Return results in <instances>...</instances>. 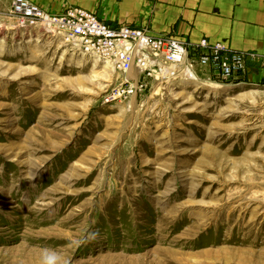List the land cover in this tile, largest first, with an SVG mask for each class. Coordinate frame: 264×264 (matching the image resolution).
Returning a JSON list of instances; mask_svg holds the SVG:
<instances>
[{
	"label": "rangeland",
	"instance_id": "obj_1",
	"mask_svg": "<svg viewBox=\"0 0 264 264\" xmlns=\"http://www.w3.org/2000/svg\"><path fill=\"white\" fill-rule=\"evenodd\" d=\"M12 1L0 0V264H264V81L175 68L113 98L136 71L15 28Z\"/></svg>",
	"mask_w": 264,
	"mask_h": 264
},
{
	"label": "built area",
	"instance_id": "obj_2",
	"mask_svg": "<svg viewBox=\"0 0 264 264\" xmlns=\"http://www.w3.org/2000/svg\"><path fill=\"white\" fill-rule=\"evenodd\" d=\"M8 16L13 26L38 29L60 37L70 49L83 56L107 63L127 74L134 70L138 80L132 85L125 78L113 98H129L142 90L149 77L164 75L165 69L179 68L181 74L193 72L214 78L219 83L239 80L247 70L246 55L231 51L206 39L196 45L166 35H150L143 28L112 27L95 14L80 7L59 13L47 11L29 0H13ZM264 72V56L259 60ZM259 81H264V74Z\"/></svg>",
	"mask_w": 264,
	"mask_h": 264
},
{
	"label": "crops",
	"instance_id": "obj_3",
	"mask_svg": "<svg viewBox=\"0 0 264 264\" xmlns=\"http://www.w3.org/2000/svg\"><path fill=\"white\" fill-rule=\"evenodd\" d=\"M59 13L70 7L89 11L112 27L143 28L191 45L206 39L246 55L247 70L231 83L260 80L264 56V0H29Z\"/></svg>",
	"mask_w": 264,
	"mask_h": 264
},
{
	"label": "bare ground",
	"instance_id": "obj_4",
	"mask_svg": "<svg viewBox=\"0 0 264 264\" xmlns=\"http://www.w3.org/2000/svg\"><path fill=\"white\" fill-rule=\"evenodd\" d=\"M106 66H110L109 64L105 63ZM111 67V66H110ZM113 70V69H112ZM187 75L192 78L195 79L196 77L194 76L193 72H186ZM164 75H172V70L171 69H165Z\"/></svg>",
	"mask_w": 264,
	"mask_h": 264
}]
</instances>
